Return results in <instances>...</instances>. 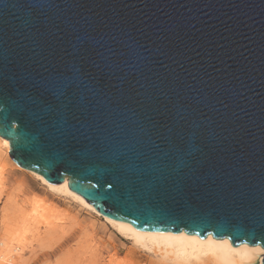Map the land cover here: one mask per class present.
Here are the masks:
<instances>
[{"label": "water", "instance_id": "95a60500", "mask_svg": "<svg viewBox=\"0 0 264 264\" xmlns=\"http://www.w3.org/2000/svg\"><path fill=\"white\" fill-rule=\"evenodd\" d=\"M0 136L112 220L264 248V0H0Z\"/></svg>", "mask_w": 264, "mask_h": 264}, {"label": "rangeland", "instance_id": "374dc122", "mask_svg": "<svg viewBox=\"0 0 264 264\" xmlns=\"http://www.w3.org/2000/svg\"><path fill=\"white\" fill-rule=\"evenodd\" d=\"M31 172L16 165L0 144V242L13 231L7 238L14 247L20 245L15 264H164L102 214L50 191ZM38 202L49 212L33 213ZM23 215L28 216L26 227Z\"/></svg>", "mask_w": 264, "mask_h": 264}, {"label": "bare ground", "instance_id": "6f19581e", "mask_svg": "<svg viewBox=\"0 0 264 264\" xmlns=\"http://www.w3.org/2000/svg\"><path fill=\"white\" fill-rule=\"evenodd\" d=\"M0 144L10 152L8 140L0 136ZM32 174L42 180L50 191L56 192L57 195L60 194L67 196V198H72L83 205V207L101 216V213L83 197L70 190L67 179L61 184H51L40 174ZM36 204L37 207H35V210L33 209V213H36V209L49 212L40 202ZM27 215L30 216V214ZM27 217L26 215L21 217L22 225L27 223ZM102 217L121 235L132 240L136 247L138 246L141 250L144 249L153 253L152 255L158 257V260L164 264H262L264 257V248L260 245L252 246L244 243L233 247L232 242L228 238H215L211 234L205 238H200L198 235H187L184 231L177 234L173 232L142 231L136 229L130 223L115 221L104 215ZM12 232L7 233L0 242V264H15L17 260V251L20 250V245L18 244L14 247V241L8 239Z\"/></svg>", "mask_w": 264, "mask_h": 264}]
</instances>
